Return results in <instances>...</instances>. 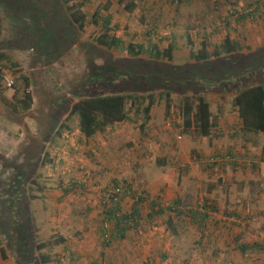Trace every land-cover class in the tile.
<instances>
[{"label": "rangeland", "instance_id": "374dc122", "mask_svg": "<svg viewBox=\"0 0 264 264\" xmlns=\"http://www.w3.org/2000/svg\"><path fill=\"white\" fill-rule=\"evenodd\" d=\"M47 1L54 10H49ZM82 1L44 0L40 4L55 17L54 22L48 19L44 24L50 31L43 41L50 44L41 52L22 33L24 20L16 19L27 7L16 10L20 12L14 16L12 4L0 0L4 22L0 25V56H8L0 66V94L5 88L6 98L14 97L17 85L21 88L17 97L21 96V76L30 78L34 94L27 115L14 113L0 97V264H264L262 255L256 253L232 254L241 244H264V164L260 162L264 136L243 131L230 93H210L218 125L210 137H202L184 126V99L174 91L185 90V85L160 72L144 75L141 68L147 60L139 57L135 73L143 74L146 82L137 87L140 90L129 84L131 89L124 91L132 100L134 93L143 98L137 103L142 111L132 110L131 120L92 138L80 133L77 116L68 118L77 94L105 89L85 82L90 62L101 67L112 56L118 73L108 66L111 72L103 71L108 79L129 78L123 73L137 67L131 60L135 55L110 50L98 44L97 38L113 35L122 44L125 40L134 45L141 42L152 50L171 48L173 60L167 57L161 63L184 67L193 63L192 52L204 50L205 38L206 49L221 51L229 33L239 44L236 57L241 56V63L251 58L262 62L264 0H88L83 32L68 11ZM28 2L36 4V0ZM128 4H135L131 11L125 9ZM38 14L45 13L38 9L33 17ZM61 15L65 16L58 22L56 16ZM107 16L119 24V30H105L102 19ZM226 17H230L227 23L223 21ZM148 32L153 36L150 39ZM262 70L257 82H264ZM6 77L13 80L12 86ZM237 83L229 80L225 88ZM153 84L159 89L146 91ZM161 90L171 92L172 108L160 97ZM151 93L155 102L146 116V97ZM231 153L236 155L227 162L228 169L212 165L214 159L221 161L216 158ZM117 187L122 190V212L130 215L137 207L139 220L125 239L108 243L103 237V219ZM32 194L36 198L29 199ZM180 200L184 211L195 210L206 201L216 204L217 210L205 222L207 232H200L185 215L179 217L174 208ZM24 212L29 213L25 223ZM59 234L67 243L47 249L51 259L42 263L36 244Z\"/></svg>", "mask_w": 264, "mask_h": 264}, {"label": "trees", "instance_id": "16d2710c", "mask_svg": "<svg viewBox=\"0 0 264 264\" xmlns=\"http://www.w3.org/2000/svg\"><path fill=\"white\" fill-rule=\"evenodd\" d=\"M9 1L11 6V14H19L20 11H16L21 9L22 7H27L25 12L18 15L16 19H22L24 22L22 33L26 34V39L31 45L38 46L41 52L44 51V47H48L50 44L43 41L45 40L48 32L50 29L44 28L45 22L48 19L51 22H54V13H49L45 6L41 7L45 4L44 0H36V4H29L28 0H5L6 2ZM88 0H83L81 3L77 4L73 8H68L70 18L72 22H74L80 31L86 30V16L84 14L85 11V2ZM69 1L66 2L68 4ZM4 4V1L1 5ZM40 4H42L40 6ZM135 4H128L125 6L127 11H131V8L134 7ZM34 6V8H33ZM46 6L49 10H54L51 8V2H46ZM59 7V6H56ZM131 7V8H130ZM55 8V7H54ZM62 8V7H61ZM40 9V12H44L45 14H38V18L33 17L34 14L36 15V10ZM29 13V15H27ZM67 14V13H66ZM52 15L53 17H49ZM60 15V13L58 14ZM231 16H234L233 12H230ZM250 14L242 16L240 19H245ZM65 15L56 16L58 22L63 19ZM68 16V15H67ZM94 16H98L95 13ZM57 21V20H56ZM105 30L108 32H113L119 30L120 26L118 23L112 20L111 16H107L106 18L102 19ZM225 23L230 21V17H226L223 19ZM4 22L0 15V25ZM62 24V23H61ZM63 25V24H62ZM20 28H18L19 30ZM66 34L72 36L71 32H66ZM147 35L150 39V33L148 32ZM39 37V39L37 38ZM152 36V35H151ZM153 37V36H152ZM110 38V39H109ZM155 38V37H154ZM208 39L205 38L203 42L204 50L199 52H192L190 61L193 63H188L184 67H177V66H168V64L161 63V61L165 60L167 57L169 61L173 60V50H165L160 51L158 47H155L153 50L148 49L149 47H143L144 45L141 42H138L139 45H134L132 43H127L124 40L122 44V39L117 38L116 36L106 35L103 38H97V42L100 45L107 47L110 50H117L121 54L123 52H127L128 54L131 53L135 55L131 60H133V64L137 65L136 62L141 63V58L144 57L147 60L146 64L140 66L141 69H144L147 75L150 72H160L166 76L171 75V77H175V79L179 80L183 83L186 87L183 91H174L176 94L181 95L184 99V107H183V114H184V126L186 129L194 130L202 137H210L214 128H217L218 122L216 121L213 112H212V99L210 97L211 92L218 91L219 93H230L233 98V106L239 114V118L241 119L243 131L247 133H254L264 136V82H257L259 78V74L263 71L262 64L264 61L260 62L258 58H251L249 60L244 59V64L241 63L239 58L240 55L236 57L239 53L238 50L240 49L239 44L235 43L232 39L230 34L228 33L225 36L224 43H223V50L216 52H210L206 49L209 46L207 42ZM55 47V44L52 46ZM148 50V51H147ZM143 54V55H142ZM145 55V56H144ZM226 56V57H224ZM44 57V56H43ZM224 57V58H223ZM106 61H108L104 66L98 67L94 66L93 62H90V72L89 75L86 76L85 82L91 83L93 85L99 84L101 87H105L104 90L101 92L95 93H79L76 95L78 99L72 105L71 114L68 118L77 116L79 119V131L80 133L86 138H92L98 133H102L106 130V128L123 123L125 121L131 120L130 114L132 110H139L142 111L139 105L137 104L143 98L137 96V93L132 94L136 97V99L132 100L129 93H126L124 90H129L130 85H137L136 90H140L141 88H137L141 84H145V76L143 74L135 73L138 71L137 67L128 68V72L123 73V78L120 74L121 78L116 76L112 77L111 79L106 78V73L103 71H110L108 66H115L117 62L112 60V56L108 55ZM8 59L6 54L0 56V66L2 62ZM222 61V65L217 64L218 61ZM188 61V62H190ZM235 65L236 67H234ZM242 67H238V66ZM116 67V66H115ZM119 67V66H117ZM5 68V67H4ZM107 68V69H106ZM114 69V67H113ZM116 70L113 72L118 73ZM251 73V71H253ZM132 71V72H131ZM2 70H0V74ZM143 75V77H141ZM106 81L105 83H101L100 81ZM229 80L237 81V85L233 88L226 89L225 83L229 82ZM20 81L23 85L22 88V95L17 97L21 88L15 86V96L12 98H6V91L7 89L3 88L1 90V102L5 107L13 109L14 113H24L28 114L31 112L34 104V94L31 91V80L26 76H21ZM223 84V85H222ZM154 85V84H153ZM2 84L0 83V87ZM218 90H214L215 88ZM146 91H156L159 88H156L154 85L152 88H146ZM165 89V88H164ZM138 92V91H137ZM160 97L166 98L167 101V108H172L170 104L171 92L167 90H161ZM133 93V92H132ZM148 100V104L145 107L146 116H149L151 109L154 105V93L149 94L146 97ZM145 98V99H146ZM11 99V100H10ZM215 119V120H214ZM146 119V121H148ZM150 121V120H149ZM142 125H146L144 122ZM56 134L60 135L59 132ZM29 155V154H28ZM236 154H229V156L223 158H216L220 159L221 161H216L215 159L212 161V165H220L222 170L228 169L230 164H227L232 157H235ZM47 157L45 154L44 158ZM227 160H226V159ZM261 164H264V155L260 158ZM237 162L233 163L234 170H237ZM254 169L259 167V164L252 166ZM264 175V174H263ZM37 186V184H34ZM40 189V188H37ZM116 189H119L118 187ZM41 190V189H40ZM36 198L35 195L29 196V199ZM111 204L106 207L105 211L107 212V218L103 219V226L105 228L103 237H105V242H110L112 239L123 240L126 238V235L134 229V227L138 226L139 220V209L135 207L133 212L129 214H124L122 212V204L120 195L117 194L115 191L112 192L110 195ZM140 201H144L143 198H140ZM183 204V200L178 201L175 205L174 211H176L179 217L186 216V218L190 219L194 225H197V229L200 232H207L205 228V222L208 218H210L211 212L217 210L215 208L216 204L211 201H206V203L202 206H198L195 210H182L181 206ZM156 205V203H155ZM13 207L11 206V209ZM173 210V208L171 207ZM22 220L28 222L29 213L24 212L22 213ZM115 223V227L110 229L111 223ZM27 227V225H26ZM109 230H113L112 233ZM67 243V238L63 234H59L57 238H52L48 242H42L38 245L36 244L35 250L39 254L42 263H48L51 259L49 252H46L47 249L52 250L54 247H59ZM241 252L244 255H247L249 252L256 253L257 255L264 254V244H259L256 242L254 245L246 246L243 244L241 246ZM197 248V247H196ZM5 254V252H3ZM218 252H216V255ZM74 260V259H73ZM72 260V261H73ZM76 261V260H75ZM187 264V263H185Z\"/></svg>", "mask_w": 264, "mask_h": 264}, {"label": "crops", "instance_id": "0c3cea01", "mask_svg": "<svg viewBox=\"0 0 264 264\" xmlns=\"http://www.w3.org/2000/svg\"><path fill=\"white\" fill-rule=\"evenodd\" d=\"M241 245H243V244H241ZM241 245L235 246L234 248H235L236 251L232 252V254H235V253H237V252H240V251H241V247H239V246H241ZM241 253H242V252H241ZM224 255L227 256V254H224ZM242 255H244V254L242 253ZM248 255H249V254H248ZM248 255H244V256H248Z\"/></svg>", "mask_w": 264, "mask_h": 264}, {"label": "built area", "instance_id": "2783aa9c", "mask_svg": "<svg viewBox=\"0 0 264 264\" xmlns=\"http://www.w3.org/2000/svg\"><path fill=\"white\" fill-rule=\"evenodd\" d=\"M5 79L8 82L9 86H12L13 80L11 78H9V77H6ZM116 191L119 193L120 192V189H117Z\"/></svg>", "mask_w": 264, "mask_h": 264}, {"label": "clouds", "instance_id": "9594fccd", "mask_svg": "<svg viewBox=\"0 0 264 264\" xmlns=\"http://www.w3.org/2000/svg\"><path fill=\"white\" fill-rule=\"evenodd\" d=\"M120 189V188H119ZM117 189H115L114 191L117 193V194H119V195H121L122 194V190L120 189V192L118 193L117 191H116ZM262 258H263V262H264V254L262 255Z\"/></svg>", "mask_w": 264, "mask_h": 264}]
</instances>
